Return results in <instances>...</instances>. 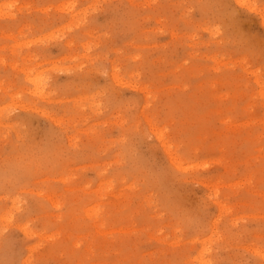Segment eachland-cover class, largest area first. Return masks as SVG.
<instances>
[{
	"label": "rangeland",
	"instance_id": "rangeland-1",
	"mask_svg": "<svg viewBox=\"0 0 264 264\" xmlns=\"http://www.w3.org/2000/svg\"><path fill=\"white\" fill-rule=\"evenodd\" d=\"M0 264H264V0H0Z\"/></svg>",
	"mask_w": 264,
	"mask_h": 264
}]
</instances>
